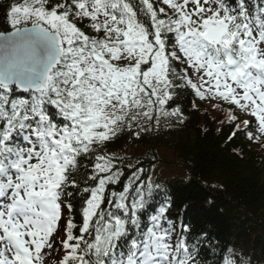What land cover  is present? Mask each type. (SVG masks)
I'll return each instance as SVG.
<instances>
[{
	"label": "snow or ice",
	"instance_id": "6c2138e0",
	"mask_svg": "<svg viewBox=\"0 0 264 264\" xmlns=\"http://www.w3.org/2000/svg\"><path fill=\"white\" fill-rule=\"evenodd\" d=\"M6 18L0 264H47L61 230L58 264H201L207 234L177 224L163 186L107 146L183 124L171 105L188 90L193 108L234 106L229 140L264 137V0H13ZM237 109L254 119L236 123ZM220 264L249 261L228 247Z\"/></svg>",
	"mask_w": 264,
	"mask_h": 264
},
{
	"label": "trees",
	"instance_id": "16d2710c",
	"mask_svg": "<svg viewBox=\"0 0 264 264\" xmlns=\"http://www.w3.org/2000/svg\"><path fill=\"white\" fill-rule=\"evenodd\" d=\"M11 1L0 0V32L8 29L6 13ZM175 104L186 117L179 129L158 138L142 133L139 140L119 136L107 148L122 150L133 158L149 153L154 160L161 148L169 151L175 165L189 177L169 187L172 213L179 214L193 233H205L207 238L210 235L221 245L229 243L240 250L241 240L254 251L251 257L264 262L262 155L255 154L244 132H237L229 140L236 131L235 123L225 126L224 122H213L198 113L185 92L180 93ZM143 160L141 164L147 169L154 161L147 157ZM74 207L79 223L80 203L74 202Z\"/></svg>",
	"mask_w": 264,
	"mask_h": 264
},
{
	"label": "bare ground",
	"instance_id": "6f19581e",
	"mask_svg": "<svg viewBox=\"0 0 264 264\" xmlns=\"http://www.w3.org/2000/svg\"><path fill=\"white\" fill-rule=\"evenodd\" d=\"M206 105V104H205Z\"/></svg>",
	"mask_w": 264,
	"mask_h": 264
}]
</instances>
